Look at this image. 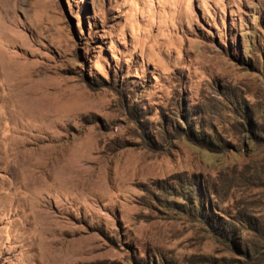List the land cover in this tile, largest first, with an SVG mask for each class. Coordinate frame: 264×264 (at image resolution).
<instances>
[{"label": "rangeland", "instance_id": "rangeland-1", "mask_svg": "<svg viewBox=\"0 0 264 264\" xmlns=\"http://www.w3.org/2000/svg\"><path fill=\"white\" fill-rule=\"evenodd\" d=\"M0 264H264V0H0Z\"/></svg>", "mask_w": 264, "mask_h": 264}, {"label": "bare ground", "instance_id": "bare-ground-1", "mask_svg": "<svg viewBox=\"0 0 264 264\" xmlns=\"http://www.w3.org/2000/svg\"><path fill=\"white\" fill-rule=\"evenodd\" d=\"M19 93H20V92H19ZM19 93H18V94H19ZM19 96H20V95H19ZM18 99H19V98H18Z\"/></svg>", "mask_w": 264, "mask_h": 264}]
</instances>
